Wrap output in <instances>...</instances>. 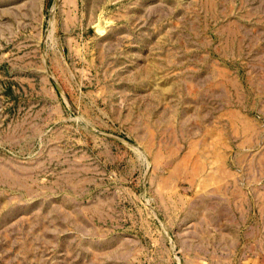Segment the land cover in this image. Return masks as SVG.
<instances>
[{"label":"rangeland","instance_id":"obj_1","mask_svg":"<svg viewBox=\"0 0 264 264\" xmlns=\"http://www.w3.org/2000/svg\"><path fill=\"white\" fill-rule=\"evenodd\" d=\"M0 264H264V0H0Z\"/></svg>","mask_w":264,"mask_h":264}]
</instances>
